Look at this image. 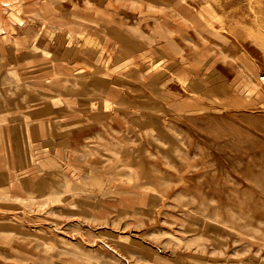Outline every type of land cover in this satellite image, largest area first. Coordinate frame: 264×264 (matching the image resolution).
Listing matches in <instances>:
<instances>
[{
    "label": "rangeland",
    "instance_id": "1",
    "mask_svg": "<svg viewBox=\"0 0 264 264\" xmlns=\"http://www.w3.org/2000/svg\"><path fill=\"white\" fill-rule=\"evenodd\" d=\"M3 168L0 264H264V0H0Z\"/></svg>",
    "mask_w": 264,
    "mask_h": 264
},
{
    "label": "crops",
    "instance_id": "2",
    "mask_svg": "<svg viewBox=\"0 0 264 264\" xmlns=\"http://www.w3.org/2000/svg\"><path fill=\"white\" fill-rule=\"evenodd\" d=\"M17 127V126H16ZM18 128V127H17ZM19 142L18 141H16V145L19 147ZM9 145H11V143L9 142V144L7 145V147H6V151H5V153H8L7 155L10 157V156H12V155H14V157L13 158H11V159H13V161L11 162V164L9 165L12 169H14L15 170V175L16 176H19L20 175V173H21V171H23V169L25 168V164H24V162L23 161H21L22 159H23V152L19 149L18 151H17V149H16V147H14V150H13V148H12V146H9ZM20 155V156H19ZM2 156H4V155H2ZM6 158H8V157H6ZM0 176L1 177H3V176H9V173H8V171H4V168L3 169H1L0 170ZM8 187V186H7ZM8 189V188H7Z\"/></svg>",
    "mask_w": 264,
    "mask_h": 264
}]
</instances>
